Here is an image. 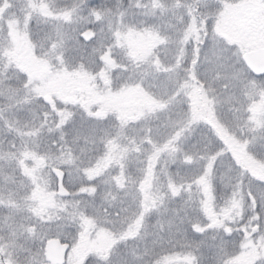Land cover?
<instances>
[{"label":"snow or ice","instance_id":"1","mask_svg":"<svg viewBox=\"0 0 264 264\" xmlns=\"http://www.w3.org/2000/svg\"><path fill=\"white\" fill-rule=\"evenodd\" d=\"M223 7L0 0V207L24 213L0 264H72L90 233L79 264H264V62Z\"/></svg>","mask_w":264,"mask_h":264},{"label":"rangeland","instance_id":"2","mask_svg":"<svg viewBox=\"0 0 264 264\" xmlns=\"http://www.w3.org/2000/svg\"><path fill=\"white\" fill-rule=\"evenodd\" d=\"M117 2L118 0H115L114 4L116 5ZM119 2L121 3V0ZM188 2H192V0H188ZM221 3L225 9L223 11L220 9V17L225 21L227 32L234 39L243 40L248 50L264 47V0H221ZM5 171L3 162L0 161V191H3V173ZM7 171L8 174H11L10 170ZM1 210L2 207H0V213ZM4 225L5 221L0 219V243L8 241L6 239L8 231L5 233L6 238L2 233V230L6 229ZM22 240L19 238L16 241L17 245H22ZM105 243V240L97 238L95 234L89 235L80 243V247L70 252L69 259L72 264H79L80 255L86 247L91 244L103 246Z\"/></svg>","mask_w":264,"mask_h":264},{"label":"trees","instance_id":"3","mask_svg":"<svg viewBox=\"0 0 264 264\" xmlns=\"http://www.w3.org/2000/svg\"><path fill=\"white\" fill-rule=\"evenodd\" d=\"M62 3H67V4H70L72 3V0H61ZM93 4H96V5H104V6H108V7H113L115 4V0H92ZM121 3L124 5V6H127V3L128 1L127 0H121ZM87 13V10L85 9V12L83 13L84 15ZM41 28L45 27V25L41 24L40 25ZM8 139H11V137H7L6 139H4V143L7 144V140ZM175 170V166H173V171ZM0 192H3V191H0ZM6 195V193H5ZM182 207V201L177 198L176 200H166V204L165 206H162L160 211L159 212H156L154 211L147 219V232L149 233L145 240H142V241H130L129 242V247H137V251L138 252H143V249L145 247V245H151V242L155 239V235L156 233H159V235L161 236H164V237H167L169 235L168 233V225L166 223V221L175 215L174 213V209H179ZM165 208L167 210H165ZM2 212L0 213V219L4 221H6V218H7V222L8 223H20L21 222V216L24 215V213H18L17 215H15V217L13 218L9 209L8 208H5V207H2ZM180 215L183 216L184 215V212L181 211L180 212ZM158 221L162 222L165 224V229L164 231H160L159 229V225H158ZM180 221L179 219L176 220V224H179ZM5 226V225H4ZM182 227H187V224L185 223L184 225H182ZM3 232V236H5L6 238V235L5 233L8 231L7 228L5 230H2ZM173 231H175V229H173ZM89 235H94L92 233H90ZM7 240L9 239V233H8V238H6ZM23 237H20V240H22ZM24 243V244H23ZM22 245H25V241L24 239L22 240ZM23 257H24V254L22 253L21 254V257H20V262L22 264L23 262ZM129 259H131V256L129 255Z\"/></svg>","mask_w":264,"mask_h":264},{"label":"water","instance_id":"4","mask_svg":"<svg viewBox=\"0 0 264 264\" xmlns=\"http://www.w3.org/2000/svg\"><path fill=\"white\" fill-rule=\"evenodd\" d=\"M249 53L255 58L257 62H264V47L257 48L255 50H249ZM64 246H62L58 240L53 239L49 245V255L53 260L60 261L63 258Z\"/></svg>","mask_w":264,"mask_h":264},{"label":"flooded vegetation","instance_id":"5","mask_svg":"<svg viewBox=\"0 0 264 264\" xmlns=\"http://www.w3.org/2000/svg\"><path fill=\"white\" fill-rule=\"evenodd\" d=\"M228 7H229V6H228ZM226 8H227V7H226ZM223 9H225V8H222L221 11H223Z\"/></svg>","mask_w":264,"mask_h":264}]
</instances>
